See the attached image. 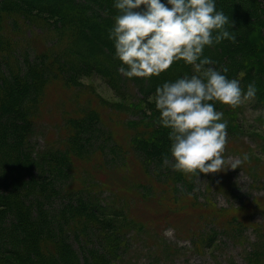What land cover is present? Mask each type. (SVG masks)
<instances>
[{"label": "trees", "instance_id": "obj_1", "mask_svg": "<svg viewBox=\"0 0 264 264\" xmlns=\"http://www.w3.org/2000/svg\"><path fill=\"white\" fill-rule=\"evenodd\" d=\"M114 2L0 0V264H81L80 260L85 264H109L128 252L136 234L162 233L153 222L134 219L133 209L122 205L131 197L143 201L156 195L154 186L149 185V196L145 192L148 186L141 182L148 174L176 191L168 197L183 200L176 195L182 189L176 185L189 183L191 178L164 166V157L171 156L169 129L157 123L159 112L147 98L164 82L195 74L194 66L181 60L159 76H123L118 71L122 62L109 39L114 18L119 15ZM215 2L216 9L234 21V27L229 25L228 30L236 39L206 46L203 56L213 62L206 67L221 71L226 67L228 72L222 74L229 79L241 75L246 91L254 81V99L264 106V15H260L264 13V0ZM92 73L102 76L124 96L136 90L134 94L144 101L138 105L119 104L117 108L97 95L100 103L113 109L109 111L120 112L121 118L123 107L138 116L127 122L133 128L129 146L113 132L111 123L118 117L110 118L103 108L104 113L90 108V96L82 107L76 105L79 100L71 93L89 90L81 78ZM54 91H60L58 99L50 102ZM48 109H60L65 122L59 128L65 133L61 143L58 140L56 145L46 146L43 139L41 147L35 136L37 122ZM131 153L141 164L142 172L136 177L122 171L128 162L133 163ZM95 158L101 161L94 170L89 162ZM76 165L89 171V178L93 174L87 185L76 179ZM116 172L122 173L131 187L116 180L119 185L114 189L105 177L111 174L115 180ZM95 179L103 186L98 187ZM75 181L79 187L74 186ZM52 198L57 202L51 204ZM248 208L244 202L242 211ZM229 217L234 227L217 226L214 220L206 234L201 230L205 226L194 228L193 221L191 226L187 220L157 224H180L174 226L175 232L181 235L190 231L191 249L200 252L202 244L207 246L213 240L210 232L235 235L241 230L245 219L242 213L223 209L212 213L213 219ZM258 235L263 242L264 236ZM138 238L145 240L142 235ZM201 238L204 241L198 246ZM162 243L166 249L168 243L164 239ZM156 261L160 264L157 257Z\"/></svg>", "mask_w": 264, "mask_h": 264}, {"label": "rangeland", "instance_id": "obj_2", "mask_svg": "<svg viewBox=\"0 0 264 264\" xmlns=\"http://www.w3.org/2000/svg\"><path fill=\"white\" fill-rule=\"evenodd\" d=\"M219 8L222 10L221 7ZM260 15L262 16L264 13H260ZM175 64L176 62L173 63V65ZM235 79L240 81L241 88L246 92L241 83V75ZM81 80L84 85L89 87V90L86 88L77 89L74 94L71 93L77 96L79 100L76 103L77 106L82 107L84 103H87L88 96L93 98L90 108L97 109L101 113H104L102 108L107 111L113 109L100 103L98 96L104 100V103L112 104L117 108H119V104L138 105L144 102L137 98L138 95L134 94L137 92L136 90L130 92L129 96H124L96 73L83 76ZM59 92L54 91L53 94H50V102L57 101ZM154 97L155 92L149 94L148 102L155 104ZM214 103L216 110L222 111L223 119L227 121V144L223 154L225 159L231 161L243 159L244 155L247 154L248 160L235 169L226 166L225 170L218 173H201L199 176L188 175V178H191L189 183L178 182L176 185L177 189L182 188L179 190L180 192L176 193L179 198L183 199L182 201H175L168 197L176 191L169 189L168 184L154 180L156 179L155 176L153 178L148 174L142 178L141 182H145L148 186L145 192L147 194L152 192L149 186L151 185L154 186L153 191L156 192V195L143 201L133 200L131 197L128 203H122V205L129 210L133 209L134 219L153 222L152 224L158 226V231L159 228H162V233L150 231L144 234H136L131 240L128 252L119 256L120 258L113 259L109 264H159L156 257L160 264H264V240L262 242L258 235L264 236V106L259 105L254 98L244 101L235 109L218 101ZM74 108L75 105L71 102V109ZM120 110L124 113L122 118V114L117 111H109L112 115L108 114V116L110 118L118 117L111 123L113 132L116 133L117 138H123L125 145L129 146V144L127 145L129 132L133 128L128 127L127 122L137 119L138 116H135L130 108L123 107ZM64 122L60 109L46 110L44 117L37 122V134L35 135L37 144L44 147L43 139H45L46 146L52 143L56 145L58 140L61 143L60 138L65 131L60 130L59 127L60 124L63 126ZM167 157L172 159L171 156ZM130 158H132L133 163L124 164L125 168L122 171L136 177V173L142 172L139 168L141 164L137 163L133 154L130 155ZM139 158L141 160V157ZM89 161L80 162V164H86ZM100 161L99 158L91 160L89 162L91 169L95 170V166ZM120 162L123 163L122 160ZM85 171L86 169L76 165V179L81 183L86 181L87 185L93 174L89 178V171ZM116 171L121 170L117 169ZM121 174L116 172L115 180L111 174L104 177L109 184L115 186L114 189L119 185L116 180H120L125 183V186L131 187ZM94 182L98 187L103 186V182L98 179H95ZM75 185L80 186L76 181ZM54 190L55 188L52 192ZM151 195L149 194V196ZM55 202L57 200L52 198L51 204ZM244 202L249 205V210L242 211ZM222 209L225 212L234 210L235 214L242 213V216H245V219H242V224H240L241 230L235 235L210 232L209 235H213V240L208 241L207 246L205 243L202 244L203 238L197 242L198 246L202 244L200 252L191 249L192 244L189 240L192 238V233L190 231L185 230L181 235L175 232L174 226L180 224H157L187 220L188 225L191 226L190 222L193 221L194 228L201 225L205 226L203 229L199 228L204 231V234L207 233L206 230L210 226L214 225L210 222H214V220H216L217 226L234 227L230 223V217L224 220L212 218L213 212ZM139 235H142L145 240L136 239ZM163 239L168 243L166 249L162 243ZM258 260H262L261 263ZM254 261L256 262L254 263ZM80 263L85 264L82 260Z\"/></svg>", "mask_w": 264, "mask_h": 264}, {"label": "clouds", "instance_id": "obj_3", "mask_svg": "<svg viewBox=\"0 0 264 264\" xmlns=\"http://www.w3.org/2000/svg\"><path fill=\"white\" fill-rule=\"evenodd\" d=\"M119 15L109 31L115 56L122 62L118 71L127 78H151L183 60L194 66L191 76L164 82L155 90L157 123L169 129L172 159L164 166L186 176L218 173L235 169L248 160L224 157L227 121L214 102L235 109L253 99L255 82L247 91L237 79H229L225 67H206L213 62L203 56L206 46L227 39L235 41L228 30L234 21L216 9L215 0H115Z\"/></svg>", "mask_w": 264, "mask_h": 264}]
</instances>
